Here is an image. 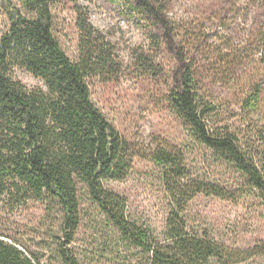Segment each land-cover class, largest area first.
<instances>
[{"label":"trees","instance_id":"trees-1","mask_svg":"<svg viewBox=\"0 0 264 264\" xmlns=\"http://www.w3.org/2000/svg\"><path fill=\"white\" fill-rule=\"evenodd\" d=\"M73 0H0L7 28L0 36V201L7 210L37 201L54 215L57 230L49 264H79L66 249L84 213L114 236L117 247L148 264H210L225 248L206 235L189 232L187 204L198 196L230 199L219 184L192 177L184 153L164 143L146 153L124 141L91 102L90 82L114 81L122 61L77 7V58L62 52L53 34L52 7ZM145 38L129 51L137 77L160 85V102L187 138L212 162L236 175L247 195L264 208V131L255 147L210 125L214 108L206 93L214 83L229 89L244 114L264 120V0H203L200 18L168 16L166 0H119ZM230 19L241 26L229 42L207 46L205 23ZM239 21V22H238ZM21 69L43 88H27L12 77ZM158 170L168 212L161 240L127 217L124 198L109 188L127 178L142 155ZM62 243H59L61 239ZM258 255L264 254L258 249ZM229 257L228 254H226ZM0 264H42L39 254L0 234Z\"/></svg>","mask_w":264,"mask_h":264},{"label":"rangeland","instance_id":"rangeland-1","mask_svg":"<svg viewBox=\"0 0 264 264\" xmlns=\"http://www.w3.org/2000/svg\"><path fill=\"white\" fill-rule=\"evenodd\" d=\"M2 1V0H1ZM19 0H8L9 5L19 7ZM168 16L182 20L186 28L190 21L200 18L203 0H166ZM86 14L91 27L115 45L123 68L114 81L90 82L91 103L115 128L119 136L132 147L146 153L158 143L179 149L184 153L192 177L210 184H219L230 193L228 201L198 196L190 201L184 212L186 228L197 235H206L225 248L222 259L210 264H264V208L243 187L236 175L212 159L193 144L177 121L164 113L160 100V85L135 76L129 64V50L144 45L145 38L135 20L122 7L119 0H73L52 7L53 34L62 52L69 60L77 58L78 32L75 28L77 10ZM223 24L205 23L207 46L226 44L236 36L241 26L230 19ZM189 22V23H188ZM239 22V21H238ZM7 28L0 7V36ZM12 77L27 88H43L40 80L21 69H15ZM206 102L214 108L210 125L227 130L241 141L260 146L258 131H264L262 113L244 114L230 98L229 89L214 83L206 93ZM147 154V153H146ZM139 155L131 163L130 172L121 183L110 185L112 192L125 200L127 217L142 229L149 230L160 241L168 212V197L158 170ZM0 201V234L10 236L30 252L41 256L42 264H49L51 245L57 224L46 205L28 201L25 205L7 210ZM74 241L66 245L79 264H148L135 252L117 247L114 236L99 225L91 213H84ZM62 238L59 243H62Z\"/></svg>","mask_w":264,"mask_h":264}]
</instances>
